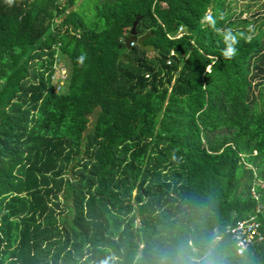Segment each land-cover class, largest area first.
Listing matches in <instances>:
<instances>
[{"label": "trees", "instance_id": "1", "mask_svg": "<svg viewBox=\"0 0 264 264\" xmlns=\"http://www.w3.org/2000/svg\"><path fill=\"white\" fill-rule=\"evenodd\" d=\"M237 1L0 0V264H264L224 232L257 203L264 231V0Z\"/></svg>", "mask_w": 264, "mask_h": 264}, {"label": "clouds", "instance_id": "2", "mask_svg": "<svg viewBox=\"0 0 264 264\" xmlns=\"http://www.w3.org/2000/svg\"><path fill=\"white\" fill-rule=\"evenodd\" d=\"M6 3L11 5L13 3V0H6ZM201 22H207L213 27L215 26V21L207 13L202 18ZM224 40L227 44V48L223 51V56L226 59H231L236 54V48L234 47V45L238 43L237 37L232 34L231 29H228L224 33ZM248 40L250 42L251 37H249ZM84 59L85 56L81 55L78 58V62L83 64ZM160 264H218V261L217 257L211 250L204 251L201 254L194 246L193 242L189 240L186 246H181L180 248H178L173 255L169 256L165 254V256L162 257Z\"/></svg>", "mask_w": 264, "mask_h": 264}, {"label": "built area", "instance_id": "3", "mask_svg": "<svg viewBox=\"0 0 264 264\" xmlns=\"http://www.w3.org/2000/svg\"><path fill=\"white\" fill-rule=\"evenodd\" d=\"M183 31V27H178V34L180 36ZM134 41L130 42L132 45ZM64 68V67H63ZM63 68H60V78L58 81L57 89L65 82L66 74L63 72ZM62 69V70H61ZM64 81V82H63ZM253 196L257 199V194L253 191ZM261 211V204L257 203L255 212L250 213L248 216L235 221L234 223L228 224L224 232L228 234L234 242L236 252L242 254L244 251L249 249L264 239V231L262 229V222L258 217Z\"/></svg>", "mask_w": 264, "mask_h": 264}, {"label": "rangeland", "instance_id": "4", "mask_svg": "<svg viewBox=\"0 0 264 264\" xmlns=\"http://www.w3.org/2000/svg\"><path fill=\"white\" fill-rule=\"evenodd\" d=\"M237 2H238L237 5L234 7L236 12H238L243 7L242 4L244 3L243 0H239ZM93 3H94V0H83V6L81 7V10H80V12L85 17V20L88 23H93L96 20V18H95V8L93 6ZM259 13H260L259 17H257V18H261V20L263 21L264 20V16H262V13H264V10L260 9ZM245 16H248V15L246 14L243 17H245ZM249 18L251 19V21H250L251 24L255 25L256 22H254V21L257 18L255 20H254V18H251V16ZM62 60H63V63H64L63 72L67 76V72L69 71V65H68L67 61H65V59H62ZM93 120H94V114H90L89 115L88 128H90L92 126Z\"/></svg>", "mask_w": 264, "mask_h": 264}, {"label": "water", "instance_id": "5", "mask_svg": "<svg viewBox=\"0 0 264 264\" xmlns=\"http://www.w3.org/2000/svg\"><path fill=\"white\" fill-rule=\"evenodd\" d=\"M137 20L138 19H135V21L133 22L132 27L130 29V34L125 39L126 46L129 47L131 41H136L143 49H145L147 51H151V50H153V45L144 43L147 35H144L141 37H137V35H136L135 26L137 24Z\"/></svg>", "mask_w": 264, "mask_h": 264}]
</instances>
